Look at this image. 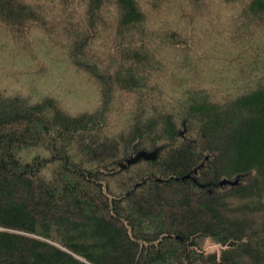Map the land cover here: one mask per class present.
Wrapping results in <instances>:
<instances>
[{
  "label": "trees",
  "instance_id": "1",
  "mask_svg": "<svg viewBox=\"0 0 264 264\" xmlns=\"http://www.w3.org/2000/svg\"><path fill=\"white\" fill-rule=\"evenodd\" d=\"M219 263L264 264V0H0V264Z\"/></svg>",
  "mask_w": 264,
  "mask_h": 264
},
{
  "label": "water",
  "instance_id": "2",
  "mask_svg": "<svg viewBox=\"0 0 264 264\" xmlns=\"http://www.w3.org/2000/svg\"><path fill=\"white\" fill-rule=\"evenodd\" d=\"M184 131H185V127H183L182 129L179 130V134L181 136H183ZM156 153H157V149H155L154 151L149 152V153H146V152L141 151V152L136 153L134 156L130 155V156L126 157L124 159V163L125 164H132V163L136 162L140 158H143V159H154ZM202 165H203V161L193 169V175L191 173H188V174H185V175L181 176L180 178L181 179L190 178L193 181H195L194 173H196V170L199 167H201ZM120 166H122V165H120ZM238 178H239L238 176H235L234 179H225V178H223V179H221L219 181L218 184L220 186H223V185H226V184L235 185L238 182ZM219 264H221V263H219Z\"/></svg>",
  "mask_w": 264,
  "mask_h": 264
},
{
  "label": "rangeland",
  "instance_id": "3",
  "mask_svg": "<svg viewBox=\"0 0 264 264\" xmlns=\"http://www.w3.org/2000/svg\"><path fill=\"white\" fill-rule=\"evenodd\" d=\"M204 249L205 250H214V249H217V245L206 241L205 244H204Z\"/></svg>",
  "mask_w": 264,
  "mask_h": 264
},
{
  "label": "bare ground",
  "instance_id": "4",
  "mask_svg": "<svg viewBox=\"0 0 264 264\" xmlns=\"http://www.w3.org/2000/svg\"><path fill=\"white\" fill-rule=\"evenodd\" d=\"M129 226V225H128ZM158 237V236H157ZM172 239V238H171ZM140 245V244H139ZM142 247V246H141Z\"/></svg>",
  "mask_w": 264,
  "mask_h": 264
}]
</instances>
